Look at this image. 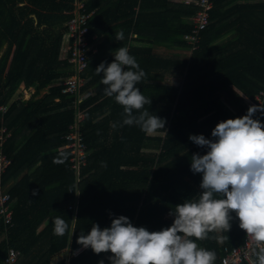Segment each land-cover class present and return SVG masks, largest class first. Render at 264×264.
<instances>
[{"label": "trees", "instance_id": "1", "mask_svg": "<svg viewBox=\"0 0 264 264\" xmlns=\"http://www.w3.org/2000/svg\"><path fill=\"white\" fill-rule=\"evenodd\" d=\"M74 1L0 0V106L10 103L5 112L0 110V128L5 125L10 132L5 147L12 161L4 183L14 213L8 234L0 219V264L9 246L21 251L15 264H51V257L66 247L72 253L67 264L101 260L110 264L111 252L79 251L77 237L86 235L93 224L108 227L112 218L124 215L134 226L149 231L169 227L175 205L197 198L202 191V174L191 170V157L205 154L207 148L189 136L214 139L211 132L218 122L247 114L244 94L253 97L264 87V22L256 32L261 38L254 51L239 42L252 37L247 36L251 30L240 29L232 41L217 42L224 33V0H214L210 24L190 58L162 55L154 51V44L189 48L184 36L193 29L195 5L183 0H85L86 11L93 14L82 89L95 86L96 93L81 104L85 110L81 129L91 151L78 183L75 213L69 205L77 196L76 175L70 149L65 147L74 121V96L62 91V80L72 69L63 46ZM241 8L254 12L253 4ZM237 20L244 22L241 15ZM118 32H123L122 40L116 39ZM133 39L139 43L131 44ZM119 47H126L146 73L136 87L151 99L144 109L165 119V128L157 130L161 135L146 133L137 125L112 128L113 123H122L123 106L104 94L103 73L97 75L95 69L102 61L111 63ZM173 73L181 75L178 83L162 80ZM22 84L33 86L34 96L11 101ZM45 87L49 91L36 97ZM100 113L106 115L100 119ZM253 118L264 122V115ZM54 159L62 162L53 163ZM37 164L41 170L31 177ZM230 214L228 232L213 231L196 240L199 248L215 253L214 264L225 246L242 244L247 237L236 214ZM57 216L69 225L63 236L53 234Z\"/></svg>", "mask_w": 264, "mask_h": 264}, {"label": "clouds", "instance_id": "2", "mask_svg": "<svg viewBox=\"0 0 264 264\" xmlns=\"http://www.w3.org/2000/svg\"><path fill=\"white\" fill-rule=\"evenodd\" d=\"M115 36L122 40L123 32ZM112 55L111 63L102 61L95 69L97 75L103 73L104 94L123 106L124 119L119 125L113 123L112 128L137 125L146 133L164 129L165 119L144 109L151 99L136 87L146 73L135 57L126 47L117 48ZM134 111L139 114L134 115ZM257 111L264 113V107L251 105L247 114L218 122L211 132L214 139L203 134L189 136L196 145L207 148L205 154L194 153L191 157V170L202 174V191L197 198L175 205L169 227L149 231L119 215L108 227L93 224L86 235L77 237V243L95 254L111 252L110 264H213L215 253L199 248L196 240L206 239L213 231L228 232L230 213L234 212L239 227L258 249L252 264H264V122L253 118ZM53 224L57 236L69 229L60 216Z\"/></svg>", "mask_w": 264, "mask_h": 264}, {"label": "built area", "instance_id": "3", "mask_svg": "<svg viewBox=\"0 0 264 264\" xmlns=\"http://www.w3.org/2000/svg\"><path fill=\"white\" fill-rule=\"evenodd\" d=\"M183 1L193 4L198 8L195 14L191 16L193 29L184 36L192 52L198 47L202 30L206 29L210 24V12L214 7V0ZM70 12L72 16L66 22L68 38L63 46V51L68 57V62L71 64L72 69L68 76L62 80V91L64 93H71L74 96V121L70 124V131L65 136L67 139L65 147L70 149L71 167L76 175L77 196L75 201L69 205L76 213L80 197L78 183L81 179L82 168L86 165L87 157L91 151L81 129L85 119V110L82 108L81 104L83 100L90 95V92L83 90L82 87L87 81L83 73L88 68L91 54V43L88 34L90 33L89 22L93 11H86L85 0H75L74 7ZM244 101L249 107L251 105L264 107V87L253 97L244 94ZM0 110L5 112L6 106H1ZM255 114L257 116L264 115L261 111H257ZM9 136L10 132L7 127L2 125L0 128V219L3 221L6 231L5 234H8L11 227L14 225L12 196L4 183V175L12 161L5 147ZM256 251H258V249L255 247L254 241L247 235L244 243L235 246H225V253L219 257V260L215 264H240L244 261H248L252 264V262L256 260ZM20 255L21 251L19 249L9 246L4 256L3 264H15Z\"/></svg>", "mask_w": 264, "mask_h": 264}, {"label": "crops", "instance_id": "4", "mask_svg": "<svg viewBox=\"0 0 264 264\" xmlns=\"http://www.w3.org/2000/svg\"><path fill=\"white\" fill-rule=\"evenodd\" d=\"M249 4L254 5L253 11L255 13L249 12V11L244 12V10L242 8L239 9L240 6L249 5ZM246 14H249L250 16L247 18L245 16ZM240 15H241L242 19L244 20V22H241V24H240L239 20H237ZM263 17H264V0H224V33L220 37H218V39L216 41L219 43L224 41V44H225L226 42H229L230 40L232 41L233 38L236 37V35L240 29L251 30L252 31V32H250L251 34L247 35V36H252V37H250L249 39L248 38L244 39L243 42L242 41H239V42H240V45H243V46L246 45L249 47L250 51H254V47L257 46V44H258L257 39L261 38L259 35H257L256 32H258L257 30H260L261 25H263V22H264ZM45 26H47V25H45ZM49 29H51V27H49ZM133 35L135 38L137 36V32H134ZM130 43L131 44H138L139 41L133 39ZM140 45H142V42H140ZM183 49H185V50H183ZM187 49H189V48H181L180 46H173V45H168V44L166 45V44H162V43H155L154 44V51L157 53H160L162 55H165V56L171 55L172 53H174V54H177L181 57L190 58L191 52H190V50H187ZM167 75L168 76H174L176 78H178V76L181 77L180 74L179 75L174 74V73L173 74H166L162 78L163 81L169 82V81L165 80V78H167ZM22 86H24V88L26 87L24 84H22L21 87ZM26 89L30 90L31 93L28 94V96H26V98H24V100L31 98L35 94V88L33 86H30L29 88L26 87ZM48 91H49L48 87H45L41 90V92L37 93L35 96L36 97H42ZM86 91H89L90 92L89 96H92L96 93V88H95V86H89V87H87ZM240 93L243 94L242 91H240ZM11 101H14V100L11 99ZM9 104L1 105V106H6V109H7ZM105 115L106 114H104V113H100V119H102ZM150 134L161 135L163 133H161V132L159 133V131H156V132H153ZM22 138H21V140H22ZM40 170H41V166H40V164H37V166L34 167V169L31 172V177H35L40 172ZM177 187L179 190L184 191V192L187 190L181 186H177ZM194 196H195V194H194ZM82 249H83V247H81L79 249V251ZM71 256H72V253L70 251V247H66L51 257V264H58L60 262L66 263L71 258Z\"/></svg>", "mask_w": 264, "mask_h": 264}, {"label": "rangeland", "instance_id": "5", "mask_svg": "<svg viewBox=\"0 0 264 264\" xmlns=\"http://www.w3.org/2000/svg\"><path fill=\"white\" fill-rule=\"evenodd\" d=\"M183 50H185V49H183ZM187 50H190V52H191V49H187ZM165 80H167L169 82H173V83H178L179 80H181V77L178 76V78H176L174 76H168L167 75V78H165ZM30 93H31L30 90L24 88V86H22V87L20 86L18 91L13 96L12 100L24 101V98H26V96H28V94H30ZM188 193L191 194L192 196H194V193H192L190 191H188Z\"/></svg>", "mask_w": 264, "mask_h": 264}]
</instances>
